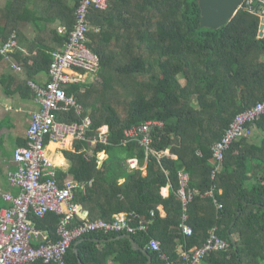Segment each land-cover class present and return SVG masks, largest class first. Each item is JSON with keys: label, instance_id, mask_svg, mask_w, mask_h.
Returning a JSON list of instances; mask_svg holds the SVG:
<instances>
[{"label": "trees", "instance_id": "trees-1", "mask_svg": "<svg viewBox=\"0 0 264 264\" xmlns=\"http://www.w3.org/2000/svg\"><path fill=\"white\" fill-rule=\"evenodd\" d=\"M46 1L49 5L44 7L41 2L45 0L0 3V44L12 34L19 43L21 28L27 22L37 23L41 9L51 16L55 7V15L65 27V32L59 33L49 19V26L36 31L37 44L33 41L24 44L26 51L16 47L10 53L25 74L20 83L27 91H31L27 80L35 71H47L50 51L67 40L79 3L51 0L56 1L55 6ZM246 1L217 29L199 26L197 0H108L106 8L89 11L87 45L98 55V68L90 83L63 85L81 110L58 111L56 118L80 123L88 115L91 124L86 138H75L72 150H62L69 168L66 173L58 171L57 180L63 185L69 174L81 184L73 190V201L87 210V219L109 220L117 212L131 213L132 224L150 219L147 232L131 233L149 252L150 264H163V260L157 250L147 248L149 238L157 239L161 250L174 260L179 246L188 249L201 245L212 226L229 246L210 251L201 264L264 263V113L250 123V134L232 141L211 178L214 143L238 112L264 100V34L258 37L264 0H251L249 7ZM41 35L50 42L42 41ZM1 76L5 80L16 77L15 73ZM148 119L163 121L151 132L152 151L145 153L134 140L120 142L126 127ZM102 125L108 127L107 143H97L93 154L85 156L89 138ZM253 130L262 133L255 134L258 142L251 135ZM101 149L107 157L97 165L96 152ZM165 149L176 158L158 156ZM133 156L139 165L145 163L144 173L138 168L124 169L125 159ZM182 169L188 174L185 189L196 191L185 206L177 195L178 171ZM122 176L124 180L119 182ZM212 185L220 208L209 195ZM164 186L169 188L166 196L160 192L166 190ZM183 214L192 229L189 235L179 228ZM31 218L51 239L57 238L56 213L48 211ZM75 220L81 218L76 216ZM121 233L83 235L85 239L77 244L78 257L72 243L66 264H79L78 258L83 264H146L147 256L133 249L127 238L106 242L90 239Z\"/></svg>", "mask_w": 264, "mask_h": 264}, {"label": "built area", "instance_id": "built-area-1", "mask_svg": "<svg viewBox=\"0 0 264 264\" xmlns=\"http://www.w3.org/2000/svg\"><path fill=\"white\" fill-rule=\"evenodd\" d=\"M250 1L246 4L250 6ZM108 0H79L75 8V21L68 32L65 43L50 51V62L47 69V79L43 83L28 80L27 84L34 93L37 109L29 116L28 126L25 131V143L18 145L12 152L14 168L7 171L8 182L16 188L15 192H1L2 198L9 204L0 210V264H33L41 261L44 264H66L65 256L72 243L90 232H147L151 220H139L132 224L127 212L114 213L109 220L87 219L81 215V206L73 201V189L77 186L71 180L63 185L58 184L56 171L46 152L49 141H63L65 138L84 139L85 132L91 124L87 115L80 123L64 122L57 120L58 111H67L74 108L76 112L81 106L72 95H68L63 87L67 83H79L82 74L94 73L98 68L99 58L97 53L89 48L88 14L90 9L107 7ZM264 15V10L259 11V16ZM98 30V28H96ZM59 33L65 32L64 26H58ZM14 34L0 44V53L10 62V67L20 70V66L12 61L11 52L18 48ZM264 113V100L257 101L252 106L238 112L228 123L223 136L212 146L211 178L222 162L224 151L232 141L243 135L251 133L250 123L258 119ZM163 125L158 119H148L138 125H131L123 130L120 142L137 141L146 152L152 151L149 147L151 132L155 127ZM99 131L89 138L90 146L85 156L93 154L97 143H107V132ZM96 152L97 165L102 160ZM171 158L168 149L160 152ZM130 169L140 168L136 157L126 159ZM178 178L180 187L177 195L183 206L190 200L196 191L186 190L188 181L186 171L179 170ZM215 186L209 190L213 202L217 208L221 203L217 202L214 194ZM221 189H217L219 193ZM53 211L59 216L56 229L57 238L51 239L45 230L35 226L31 216L42 217L46 212ZM79 216L81 221H76ZM185 214L179 223L181 231L189 235L191 227L184 222ZM229 246L228 240L216 233V226L208 230L205 241L199 246L183 249L179 246L177 259L169 257L161 250L160 243L155 238H149L147 248L157 250L163 264H201L203 258L213 250H225Z\"/></svg>", "mask_w": 264, "mask_h": 264}, {"label": "crops", "instance_id": "crops-1", "mask_svg": "<svg viewBox=\"0 0 264 264\" xmlns=\"http://www.w3.org/2000/svg\"><path fill=\"white\" fill-rule=\"evenodd\" d=\"M4 2L5 0H0L1 4H3ZM47 2L48 1L46 0L44 3L41 2V5H43L42 7H44L45 5L48 6L49 4ZM55 2H51V0H49V3H52V5L56 6ZM53 8L54 10L51 11L52 12L51 16H49L48 13H46L47 10L41 9L40 11L37 12L38 15H36L40 17L37 23L27 22L21 28V36H19V43H17L19 49L26 51L24 44L30 45L31 42L33 41L37 44L38 42L34 40L36 31L39 28L45 29L44 28L45 25L49 26V22H48L49 19L52 20L51 26L56 27V28L59 25L62 26L60 24L58 15L57 16L55 15V11L57 12V10L55 9V7ZM41 37H42L41 38L42 41L44 40L45 42H48V43L50 42L47 37L42 36V35ZM39 43L43 44L41 41ZM12 61L17 64L16 59H14L13 57H12ZM35 62L38 63L37 59L35 60ZM30 63L31 61L29 62V64ZM33 67L35 68L36 66H33ZM4 73H11V74L15 73L16 77L15 78L12 77L8 80H5V78L1 76V75H4ZM32 75L33 76L28 80H33L38 83H43L47 79V71L45 70L35 71ZM0 76H1L0 77L1 78L0 80V210H1L2 208L6 207L9 204L7 201H5L2 198L1 192H8V191L15 192L16 191V188L8 182L7 176H6L7 171L13 169L15 166L11 159L12 152L16 146L23 145L24 140H25V131L28 126L30 113L33 110L37 109V104L34 100V97H33L34 95L31 92L32 90L27 91V88L25 87V85L21 84L22 83L21 79L24 78L25 76L22 69L14 70L12 67H10L9 62L7 60L2 59L0 60ZM50 143L58 144L59 148L49 149L48 145ZM72 144H73V139L71 138H65L63 141H60V142L49 141L47 143V149H46L49 159L50 160L55 159V156L57 153L63 156L62 150L64 149L72 150L73 149ZM101 152H104L105 156L107 157V154L104 149H101L99 154ZM66 161L68 162L67 159ZM68 165H69V162H68ZM68 168L69 166L67 168L54 167L56 171V175L58 171L66 173ZM69 180H71L77 185L74 189L81 187L80 186L81 184H79L77 181L72 179L69 174H67L64 181L66 182ZM123 180H124V176L118 179L119 182H122ZM164 187H166V190L163 192L164 194L163 193L161 194L163 196H166L168 194L169 188L168 186H164ZM81 215H84L87 218V210L83 209L82 207H81Z\"/></svg>", "mask_w": 264, "mask_h": 264}, {"label": "water", "instance_id": "water-1", "mask_svg": "<svg viewBox=\"0 0 264 264\" xmlns=\"http://www.w3.org/2000/svg\"><path fill=\"white\" fill-rule=\"evenodd\" d=\"M243 0H197L198 7L200 9V20L199 26L208 27L212 29H217L223 24H225L240 7ZM264 34V15L260 17L259 27H258V37H262ZM264 209V208H263ZM116 238H127L133 249H138L142 251L147 256V263L150 264L151 256L149 252L144 247H141L130 234L121 233L109 238H90L93 241L105 242ZM85 238H80L73 243L72 250L78 256L77 244L84 240ZM230 241L236 247L235 239L232 235H229ZM79 264H83L78 258Z\"/></svg>", "mask_w": 264, "mask_h": 264}, {"label": "rangeland", "instance_id": "rangeland-1", "mask_svg": "<svg viewBox=\"0 0 264 264\" xmlns=\"http://www.w3.org/2000/svg\"><path fill=\"white\" fill-rule=\"evenodd\" d=\"M261 10H264V9H261ZM96 72V71H95ZM95 72L94 73H90V74H82V81H84V82H79V84L80 83H90V82H92V80L94 79V77H95ZM179 80L183 83L184 82V79L181 77V76H179ZM255 134H256V136L258 135V134H261L262 135V133L261 132H256V131H253L252 132V136H253V139H255V141H259V139H257L256 137H255ZM263 134H264V132H263ZM145 153H147L146 151H145ZM162 153H159L158 154V156H160ZM176 156V155H175ZM127 159V158H126ZM126 159H125V161H124V166H125V168L123 167V166H121L120 165V167H122V168H124V169H129L128 167H127V163H126ZM115 161V158H112V162H114ZM113 166L115 165V163H113L112 164ZM139 167H140V170H142V173H144L145 172V163L144 164H142V165H138ZM118 170H119V168H117ZM160 192L161 193H163L161 190H160ZM164 194V193H163Z\"/></svg>", "mask_w": 264, "mask_h": 264}, {"label": "clouds", "instance_id": "clouds-1", "mask_svg": "<svg viewBox=\"0 0 264 264\" xmlns=\"http://www.w3.org/2000/svg\"><path fill=\"white\" fill-rule=\"evenodd\" d=\"M102 132L106 133L107 132V125L103 126V128L101 129ZM48 148L49 149H57L59 148V145L58 144H55V143H50L48 145ZM100 157L101 159H105L106 156L104 154V152H101L100 153ZM51 163L54 167H63V168H67L69 165H68V162L66 161V159L60 155L59 153L56 154L55 156V159L51 160Z\"/></svg>", "mask_w": 264, "mask_h": 264}]
</instances>
